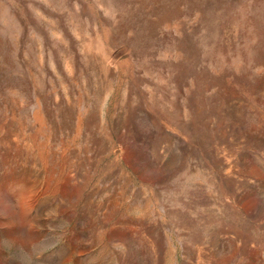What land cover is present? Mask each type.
<instances>
[{
  "label": "rangeland",
  "instance_id": "rangeland-1",
  "mask_svg": "<svg viewBox=\"0 0 264 264\" xmlns=\"http://www.w3.org/2000/svg\"><path fill=\"white\" fill-rule=\"evenodd\" d=\"M0 264H264V0H0Z\"/></svg>",
  "mask_w": 264,
  "mask_h": 264
}]
</instances>
